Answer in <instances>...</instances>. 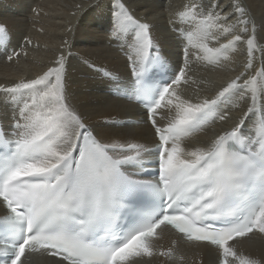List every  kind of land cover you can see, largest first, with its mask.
I'll return each instance as SVG.
<instances>
[{"label": "snow or ice", "instance_id": "6c2138e0", "mask_svg": "<svg viewBox=\"0 0 264 264\" xmlns=\"http://www.w3.org/2000/svg\"><path fill=\"white\" fill-rule=\"evenodd\" d=\"M217 9L218 2L188 0L174 14L170 31L183 60L177 70L154 39V25L112 0L108 35L130 78L101 75L116 100L143 111L135 121L106 120L108 139L70 103L65 53L35 78L0 84V106L10 113L7 128L0 118V264H32L34 257L51 258L45 264H153L156 257L183 260L181 246L214 256L212 264H261L238 246L264 237V45L242 0ZM7 38L0 25V44ZM240 44L242 71L211 97L182 94L181 86L196 83L191 61L220 67ZM257 52L261 66L249 75ZM19 56L13 51L7 60ZM243 102L247 109L231 128L207 144L185 143L225 120L222 109ZM140 124L151 126V145L125 136ZM165 234L171 247L159 243Z\"/></svg>", "mask_w": 264, "mask_h": 264}, {"label": "bare ground", "instance_id": "6f19581e", "mask_svg": "<svg viewBox=\"0 0 264 264\" xmlns=\"http://www.w3.org/2000/svg\"><path fill=\"white\" fill-rule=\"evenodd\" d=\"M204 2L207 4L209 0ZM217 2L220 9H228L233 0H211L213 4ZM242 2L257 22V42L264 45V31L259 30V25L264 23V0ZM124 3L137 17L144 18L154 25V39L161 43L165 54L178 70L183 64L181 45L175 34L170 31V27L174 14L181 10L188 0H124ZM111 6L112 0H0V25L5 26L8 33L7 41L0 44V84L11 85L21 78L32 79L41 75L63 52L68 55L65 85L69 101L85 116L89 124L105 133L104 139L112 135V131L104 123L106 120L140 119L143 110L135 104L116 100L110 82L101 75L103 70H109L118 73L122 81L130 78L123 52L110 42L108 35ZM70 28L72 31H69ZM29 40L30 45L26 43ZM64 40L69 41L68 46L63 44ZM13 51L20 52L19 58L7 60V56ZM246 62L247 54L243 44H240L230 60L224 61L220 67L193 60L188 75L196 83L181 86L182 94L193 100L197 97H211L215 88L242 71ZM89 65H94L97 70H93ZM260 66V53L257 52L254 68L249 75L254 74ZM247 106V102L241 103L240 107L228 105L221 110L225 120L217 119L208 124L185 143L207 144L221 131L231 128ZM0 113H3L0 118L7 128L10 124V113L2 106ZM157 120L160 123L166 122L161 115L157 116ZM251 120L250 117L246 121V127L251 126ZM125 136L149 145L154 139L151 126L147 124L125 130ZM171 240L172 237L165 234L159 243L168 248L171 247ZM238 251L264 264V237L254 235L251 240H245L239 245ZM177 255H182L184 259L165 261V258L156 257L153 264H212L214 260V256L186 246L179 247ZM49 259L51 258L34 257L32 264H45Z\"/></svg>", "mask_w": 264, "mask_h": 264}]
</instances>
